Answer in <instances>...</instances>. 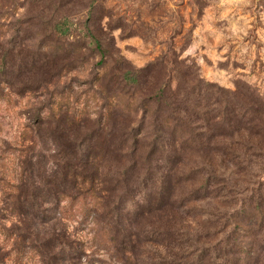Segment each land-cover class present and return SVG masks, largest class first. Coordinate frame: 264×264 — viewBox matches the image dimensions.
I'll return each instance as SVG.
<instances>
[{
	"label": "rangeland",
	"instance_id": "374dc122",
	"mask_svg": "<svg viewBox=\"0 0 264 264\" xmlns=\"http://www.w3.org/2000/svg\"><path fill=\"white\" fill-rule=\"evenodd\" d=\"M64 18L71 30L61 36ZM197 79L214 93L237 85L264 96V0H0V264H123L93 243L89 222L68 215L69 200L35 190L37 174L63 151L81 162L87 133L115 144L122 132L125 148H148L166 136L172 96ZM245 158L216 160L218 178L259 185L264 198V163ZM212 203L183 216L200 223ZM245 264H264V250Z\"/></svg>",
	"mask_w": 264,
	"mask_h": 264
},
{
	"label": "trees",
	"instance_id": "16d2710c",
	"mask_svg": "<svg viewBox=\"0 0 264 264\" xmlns=\"http://www.w3.org/2000/svg\"><path fill=\"white\" fill-rule=\"evenodd\" d=\"M70 27L64 18L55 31L64 36ZM123 80L137 84L139 73L125 72ZM201 83L197 79L182 93L177 89L179 98L171 99L176 108L162 126L166 136L148 148L137 143L125 148L121 130L109 139L115 144L99 141L101 133H87L82 161L65 159L63 151V159L47 163L49 173L37 174L35 190L47 187L55 200H69L68 210L75 213L68 215L89 222L93 243L123 264H245L264 250V198L259 185L218 178L214 162L241 157L249 163V155L264 163V96L237 85L214 93ZM163 87L154 101L170 86ZM193 128L196 134L188 137ZM81 152L74 148L69 154ZM203 200L213 203L203 213L200 208L202 220L192 225L183 215L190 216Z\"/></svg>",
	"mask_w": 264,
	"mask_h": 264
}]
</instances>
